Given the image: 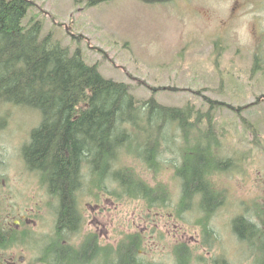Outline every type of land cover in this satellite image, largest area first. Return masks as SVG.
<instances>
[{
  "label": "rangeland",
  "instance_id": "rangeland-1",
  "mask_svg": "<svg viewBox=\"0 0 264 264\" xmlns=\"http://www.w3.org/2000/svg\"><path fill=\"white\" fill-rule=\"evenodd\" d=\"M33 1L38 6L28 11L24 23L36 17L42 24L40 36L51 32L70 51L80 48L84 60L96 63L103 77L128 83L136 99L153 96L166 106L208 110L215 118L218 142L213 153L230 159L222 165L223 172L209 178L224 196L216 218L225 227L245 212L247 197L253 206L249 209L259 210L258 190L264 189V0ZM251 102L256 103L240 109ZM39 120L36 109L0 102V225L13 222L18 214L31 215L38 223L54 215L56 201L37 176L25 170L21 158V146ZM163 134L162 147L168 149L158 156L159 170L131 157L114 167L124 163L147 184L166 186L168 205L174 206L182 190L175 167L182 161L178 147L183 137L173 127ZM195 138H189V146L199 148L206 142L205 135ZM91 181L84 170L80 204L103 210L105 235H121L135 222L144 200L118 199L116 185L105 180L100 190ZM181 216L179 221L191 227L185 236H198L194 222L199 213ZM164 219L150 225L155 237L161 235ZM172 223L167 227L175 233ZM31 228L43 235L36 224ZM227 231L225 227L224 238L230 236Z\"/></svg>",
  "mask_w": 264,
  "mask_h": 264
},
{
  "label": "trees",
  "instance_id": "trees-1",
  "mask_svg": "<svg viewBox=\"0 0 264 264\" xmlns=\"http://www.w3.org/2000/svg\"><path fill=\"white\" fill-rule=\"evenodd\" d=\"M35 5L33 0H0V102L39 111V124L22 144L21 158L25 170L37 176L51 198L59 200L60 209L55 204V211L60 212L61 223H74L84 170L97 189H102L105 180L116 185L118 199L166 205L164 200L170 198L166 186H151L132 167L123 163L115 168L114 164L131 157L159 170L158 156L168 149L162 147L163 131L170 127L180 130L183 137L178 147L182 161L175 167L182 187L179 206L187 208L195 198L199 206H212L209 178L223 172L222 165L230 159L213 153L218 142L215 118L208 110H195L188 104L166 106L153 96L136 99L128 83L103 77L96 63L84 60L80 48L70 51L51 32L40 36L42 24L36 17L24 23ZM201 135L206 137L204 146H189V138ZM255 215L262 219L264 212ZM241 220L234 218L238 231ZM2 228L0 237H24L15 229L3 233Z\"/></svg>",
  "mask_w": 264,
  "mask_h": 264
},
{
  "label": "flooded vegetation",
  "instance_id": "flooded-vegetation-1",
  "mask_svg": "<svg viewBox=\"0 0 264 264\" xmlns=\"http://www.w3.org/2000/svg\"><path fill=\"white\" fill-rule=\"evenodd\" d=\"M44 192L49 195L46 189ZM258 192L259 210L249 209L253 206L251 197H247L245 212L237 213L225 226L230 234L227 238H224L225 227L216 218L222 200L220 192L215 189L210 192L212 200L209 205L212 206L194 205L197 206L195 212L199 213V219L194 222L198 236L187 237L185 235L191 227H185L179 220L183 218L182 213L194 216L195 212L192 205L187 208L179 206L181 193L174 206L168 205L170 198L164 200L166 205L142 206V210L136 212L131 228L121 231L119 236L109 237L105 235L101 218L103 210L94 211L96 207L92 208L90 204L82 206L81 192L74 208L73 225L68 220L62 224L59 211L54 212L52 219L46 215V220L44 218L41 223L26 214H18V222L3 221L1 232L8 234L15 229L24 237H0V264H264V216L260 219L255 215V212H264L261 211L264 189ZM54 200L58 206L59 200ZM192 202L197 203L195 199ZM237 217L243 219L241 231L234 225ZM161 219H164V229L159 237H155L150 225H158ZM168 222H173L177 232L168 229ZM33 224L42 236L34 234ZM159 244L162 247L158 249Z\"/></svg>",
  "mask_w": 264,
  "mask_h": 264
},
{
  "label": "bare ground",
  "instance_id": "bare-ground-1",
  "mask_svg": "<svg viewBox=\"0 0 264 264\" xmlns=\"http://www.w3.org/2000/svg\"><path fill=\"white\" fill-rule=\"evenodd\" d=\"M212 140H213V139H212ZM124 149H125V148H124ZM124 149H123V150H124ZM16 157H17V156H16ZM227 158H228V157H227ZM217 170H218V169H217ZM181 173H182V172H181ZM86 175H87V174H86ZM15 243H16V242H15ZM29 244H30V243H29ZM8 245H9V244H8ZM221 250H222V249H221ZM218 257H219V256H218Z\"/></svg>",
  "mask_w": 264,
  "mask_h": 264
}]
</instances>
